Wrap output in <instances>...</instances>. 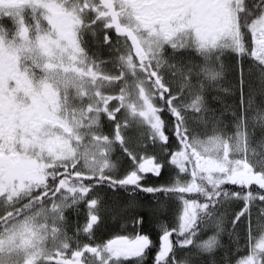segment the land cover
I'll list each match as a JSON object with an SVG mask.
<instances>
[{
  "label": "snow or ice",
  "instance_id": "1",
  "mask_svg": "<svg viewBox=\"0 0 264 264\" xmlns=\"http://www.w3.org/2000/svg\"><path fill=\"white\" fill-rule=\"evenodd\" d=\"M85 34L108 60L89 55ZM169 46L230 49L242 88L245 57L264 77V0H0V264H145L153 252L151 264H188L177 249L211 254L217 237H199L229 199L244 203L234 228L249 218L248 254L236 264H264V230L253 243L251 222L256 202L264 217V141L259 153L249 151L244 117L231 136L194 135L190 110L191 118L206 111L194 73L208 80L220 73L170 63ZM105 117L107 135L99 127ZM133 123L143 131L130 148L124 130ZM117 145L131 162L122 170L110 159ZM166 171L164 183L147 182ZM101 185L150 196L158 241L138 214L134 236L81 242L101 221L103 198L94 195ZM174 198L182 211L173 224L165 214ZM81 203L86 223L69 236L64 210Z\"/></svg>",
  "mask_w": 264,
  "mask_h": 264
},
{
  "label": "trees",
  "instance_id": "2",
  "mask_svg": "<svg viewBox=\"0 0 264 264\" xmlns=\"http://www.w3.org/2000/svg\"><path fill=\"white\" fill-rule=\"evenodd\" d=\"M3 23H7L4 21ZM85 41L87 42V48L89 55L95 53L96 57L100 60H108L109 52L106 48H100L97 46L94 38L90 34H85ZM218 56L219 61H206L207 58H214ZM166 59L170 63L179 65L194 64L197 72L204 67H211L215 71H218L220 75L215 80H208L202 73L196 75L194 73L193 84H202V96L203 104L206 109L199 118H191L192 113L190 110L189 126L193 129L194 135L205 136L214 132H219L225 136H228L231 132L237 129V124L244 117L246 120V126L248 131L252 134V142L264 141V126L261 122H254L249 118L247 112V103L253 102L254 105L259 108H264V77H262L259 71L255 67H251L252 60L245 57L243 59L244 67V83L241 88L240 75L237 68L238 58L228 48H218L210 54L197 53L194 48L190 49H178L172 50L169 46L166 51ZM111 65H106L105 70L110 71ZM174 88L179 89L181 87V80L179 76L175 78ZM221 89V90H219ZM222 90L226 92L221 93ZM118 88L115 90V94H118ZM244 104V109L240 106ZM224 107H229L232 114L226 112ZM222 108V109H221ZM244 111L241 112V111ZM143 129L137 127L134 123L124 130V134L129 140V147L135 148L137 144H133V140L139 138L138 134ZM204 133V135H201ZM132 142V143H131ZM262 144V143H261ZM152 148L148 149V153L152 154ZM115 164H118L120 169L127 167L131 162L127 157L123 156L120 149L116 150L113 156ZM167 176L157 180L155 178L149 179V184L157 185L164 183L167 180ZM229 191H239V186L226 185ZM102 196L101 207L103 213L101 214V221L95 228L94 241L97 243H103L104 241L118 235H134L136 231L141 229H134L132 227L131 218L142 214L145 216V223L142 231L150 233L152 238L158 241V234L153 224V215L151 209L156 205L152 203V198L144 193L135 192L132 193L131 189L124 190L119 189L113 191L106 186H99ZM97 190V189H96ZM97 192V191H96ZM175 199V198H174ZM201 202H203L201 198ZM171 212L169 206L167 208L165 219L166 222L170 221ZM149 254L145 264H151V256ZM210 264V263H204ZM224 264V263H221ZM229 264H233L229 262Z\"/></svg>",
  "mask_w": 264,
  "mask_h": 264
},
{
  "label": "rangeland",
  "instance_id": "3",
  "mask_svg": "<svg viewBox=\"0 0 264 264\" xmlns=\"http://www.w3.org/2000/svg\"><path fill=\"white\" fill-rule=\"evenodd\" d=\"M224 92L226 91L225 90L221 91V93ZM111 94H115V93L113 92ZM244 106L245 105L242 104L240 108L244 109ZM224 109H226V112H228L229 114H232V112L229 110V107L227 108L224 107L223 110ZM241 112L244 113L243 110ZM247 112L249 113V118H251L254 122H259L261 114H264V108L263 109L259 108L258 106L254 105L253 102H248ZM123 115H124L123 112L118 114V118L121 120L122 123H124ZM99 127L100 130L103 131L105 135H107L112 130L113 126L108 123L107 118L105 117L101 119ZM236 130L231 132L228 136L233 135L236 132ZM214 133L221 134L219 132H214ZM214 133L205 136H200V135L197 136H199L200 139H207V136L213 135ZM138 136L140 135L138 134ZM139 142H140L139 138H136L133 140V143L132 142L131 143L132 145L133 144L135 145L138 144ZM118 149H120L119 146L118 145L115 146L110 156V159L114 164L115 162L113 160V156L116 150ZM261 150H262V144L259 141L251 143L249 149L250 152L256 154L259 153ZM152 151H154V149ZM168 175L169 174L166 171L165 176L168 177ZM96 189L94 195L96 193L101 195L100 194L101 191L99 187H97ZM168 206L171 212L169 218L171 221L170 223L174 224L179 212L182 211V204H180L177 199H172L168 201ZM243 207H244L243 201L229 199L224 201L223 204H221L214 210L213 220L208 224L206 229L201 233L199 237L201 241L207 239L210 236L215 235L217 237L218 247H216L211 254L198 252L195 248H190L185 250L177 249L176 258L179 260L186 259L188 261V264L210 263V261L213 259H215L216 264H221V263L226 264L227 260H229V262H232L233 264H236L237 260L241 259L242 257L248 254L247 222L249 218L247 216H245L244 218L242 217L240 222L235 228L233 227L232 224V221L235 218V214L239 212ZM259 207H260L259 202H256L251 208L252 235L254 237L253 243H255V241L260 238L262 230H264V217H262L261 214L259 213ZM78 209L79 210H77V208L74 207H69L64 210L63 215L65 217V220L63 227L69 236L73 235L78 225L83 226L86 223V217H87L86 204L81 203L78 206ZM103 212L104 211L100 205V216ZM217 220L221 222L220 227H217V223H216ZM95 228L93 229V234L91 237L86 236L84 234H80L79 239L81 240V242H90L93 245H95L97 243L94 241V237H93ZM107 241L108 240L104 241L103 243Z\"/></svg>",
  "mask_w": 264,
  "mask_h": 264
},
{
  "label": "flooded vegetation",
  "instance_id": "4",
  "mask_svg": "<svg viewBox=\"0 0 264 264\" xmlns=\"http://www.w3.org/2000/svg\"><path fill=\"white\" fill-rule=\"evenodd\" d=\"M135 235V234H134ZM134 235H128V234H126V235H124V236H134ZM122 236V235H121Z\"/></svg>",
  "mask_w": 264,
  "mask_h": 264
},
{
  "label": "water",
  "instance_id": "5",
  "mask_svg": "<svg viewBox=\"0 0 264 264\" xmlns=\"http://www.w3.org/2000/svg\"><path fill=\"white\" fill-rule=\"evenodd\" d=\"M115 239V238H114Z\"/></svg>",
  "mask_w": 264,
  "mask_h": 264
}]
</instances>
